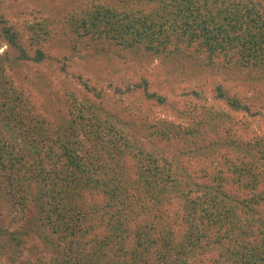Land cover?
<instances>
[{
    "label": "trees",
    "instance_id": "16d2710c",
    "mask_svg": "<svg viewBox=\"0 0 264 264\" xmlns=\"http://www.w3.org/2000/svg\"><path fill=\"white\" fill-rule=\"evenodd\" d=\"M64 20L80 43L264 74V0H109ZM47 23L33 28L34 42L48 34ZM0 35L16 61L47 58L1 13ZM13 67L0 58V206L9 203L22 221L34 209L33 228L57 249L23 264H264V134L245 137L232 118L251 114L242 98L216 84L228 111L194 101L178 121L115 124V113L83 101L78 115L52 119L16 83ZM134 91L170 103L144 77L114 89ZM28 234L0 227L19 252Z\"/></svg>",
    "mask_w": 264,
    "mask_h": 264
},
{
    "label": "rangeland",
    "instance_id": "374dc122",
    "mask_svg": "<svg viewBox=\"0 0 264 264\" xmlns=\"http://www.w3.org/2000/svg\"><path fill=\"white\" fill-rule=\"evenodd\" d=\"M105 1L109 0H0V13L6 24L23 35L24 43L32 47L31 51L39 46L47 55L42 62L16 61L14 51L0 35L1 61L14 66L11 76L28 93L29 90L33 92L38 111L52 119L65 120L71 111L74 116L78 115L81 102L87 101L115 113L114 117L118 119L114 120L115 124L126 118L135 120L137 116L149 119L174 116L178 121V112L189 110L194 101L205 108L228 111L226 103L214 96V86L221 84L250 106L249 115L230 113L244 127L240 130L242 134L245 137L264 134V74L255 68L232 64L211 67L205 65V61H187L180 53L160 58L142 50L102 47L75 40L72 28L64 23V19ZM47 21H51L45 25L48 34L40 39V43L34 42L33 28L38 22ZM141 77L147 80L151 91L165 95L169 105L146 100L139 91L114 92L115 88L124 91ZM81 81L96 87L101 97L85 89ZM193 90L201 97L196 99L191 94ZM116 128L121 129L120 126ZM133 128L130 127V131L136 133ZM101 135L107 139V134ZM8 204L0 206V227L27 229L29 234L24 235L26 244L22 252L16 250L6 236H0V264H23L40 256H54L56 245L44 243L40 232L33 228L37 219L34 209L29 208L22 221L19 211ZM57 243L60 250L63 243Z\"/></svg>",
    "mask_w": 264,
    "mask_h": 264
}]
</instances>
